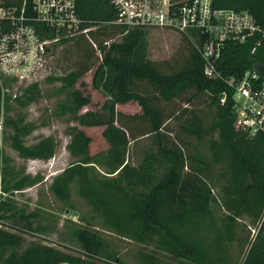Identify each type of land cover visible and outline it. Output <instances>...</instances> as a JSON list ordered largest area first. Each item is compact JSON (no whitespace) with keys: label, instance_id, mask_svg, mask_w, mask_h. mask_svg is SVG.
<instances>
[{"label":"trees","instance_id":"16d2710c","mask_svg":"<svg viewBox=\"0 0 264 264\" xmlns=\"http://www.w3.org/2000/svg\"><path fill=\"white\" fill-rule=\"evenodd\" d=\"M22 1L0 0V6L14 7ZM74 1L81 29H90L87 33L62 37L58 44L74 39L78 46H88L90 51L96 50L101 55L92 85L107 94L109 100L101 113L79 114L90 103V96H84L74 86L89 70V64L47 80H58L60 92L68 91V105L60 107L78 126L104 127L101 136L108 149L103 154L91 155L90 137L77 126H71L66 149L72 160L53 177L49 192L66 203L71 198V185L76 184L77 194L102 218L104 229L144 247L153 245L156 252L168 254L177 264H264V133L251 137L237 126L233 90L224 80L239 78L245 70L253 68L264 76V42L255 46L259 35L243 43L225 44L216 65L220 79H209L203 73L204 60L192 40L187 45L189 51L182 66L165 74L152 61L133 58L148 30L113 25L115 9L109 0ZM212 5L234 12L247 11L264 28V0H213ZM47 35V38L53 37V31H47ZM115 36L119 37L117 41L113 40ZM142 85L156 92L164 103L189 90L198 95L207 94L209 107L214 109L210 123L191 113L182 124L186 135L200 142L208 139L209 143L207 157L190 156L194 162L188 172L182 173L187 158L174 145L160 144L156 152L144 156L137 166L126 160L130 140L153 133L158 135L168 120L152 103L149 94L141 92ZM84 86L81 82L80 87ZM40 97L39 84L34 83L23 90L16 103L26 107ZM9 100L6 96L2 104L0 96V118L3 110L8 111ZM131 102H137L141 114L129 116L115 110L116 105ZM136 119H147L149 128L130 136L132 126L126 122ZM22 120L9 116L3 120V126L12 130L8 137L13 150L24 159L52 158L57 147L53 138H43L30 146L23 144ZM9 161L0 149L1 194L10 196L41 181L38 173L35 176L17 174ZM97 163L106 169L102 177L95 172ZM211 167H217L223 180L219 196L212 192L218 185L209 175ZM213 205L222 213L220 220ZM33 217L34 214L25 215L23 210H17L8 199L0 202V264H122L116 255L108 252L107 241L84 228L73 231L79 246L77 254L71 253L68 246L53 247L39 242L23 245L24 239L18 232L24 230L19 226L24 224L32 230L30 218ZM241 217L248 218L257 229L253 242L249 232L239 236L237 221ZM234 245L235 256L230 252ZM138 257L141 264H160L153 254L140 251Z\"/></svg>","mask_w":264,"mask_h":264},{"label":"rangeland","instance_id":"374dc122","mask_svg":"<svg viewBox=\"0 0 264 264\" xmlns=\"http://www.w3.org/2000/svg\"><path fill=\"white\" fill-rule=\"evenodd\" d=\"M181 36L172 30H148L145 32L143 42L135 50L133 58L139 61H152L163 73L169 74L182 66L189 51L188 46L191 44V40L186 37L183 39ZM118 39V36L113 38L114 41ZM84 40L88 42L86 37ZM50 48H52V52L47 60V70L38 83L41 97L33 104L21 107L16 103L17 98L22 97L23 91L19 90L15 92L18 95L17 98L8 101V111L3 110L2 112L3 120L6 116L13 120L23 119L22 124L25 128L22 129L24 135L21 139L24 145H34L37 141L47 137L53 138L57 145L54 155L48 160L21 158L10 146L8 135L12 133V130L10 127L3 126L1 154L3 153L9 158V163L17 174L20 172V174L35 176L38 173L41 176V181L33 187L14 192L10 196L0 193V202L3 199H8L17 210H23L25 215L34 214V217L30 218L32 230L27 229L24 224L19 226L24 230V232H18L24 239L23 245L39 242L53 247L68 246L72 249L71 253L77 254L76 249H79V246L73 238V231L77 228H84L95 232L107 241L108 252L116 255L122 264H141L138 257L140 251L155 255L160 264H177V261L168 254L161 251L156 252L153 245L144 247L104 229L102 218L94 214L90 206L77 194L76 184L71 185V198L66 203L56 199L49 192L48 188L53 177L67 168L72 160L66 149L71 126H77L90 137L89 152L91 155L103 154L108 149V144L101 136L104 127L78 126L69 113L62 111L60 105H68V91L60 92L61 83L58 80L49 82L48 77H60L71 70L84 66V64H89V70L74 86L75 89L82 91L84 96H90V103L81 108L79 114H84L86 111L101 113L104 104L109 100L107 94L92 85L94 71L102 60L96 50L92 52L88 46H78L74 39H69L65 43ZM92 49L94 48L92 47ZM81 82L85 83L84 87H80ZM141 92L149 94L152 103L162 110L163 116L168 120L158 135L153 133L130 140L126 160L131 165L137 166L142 162L144 156L156 152L160 144L174 145L181 149L187 158L186 168L182 170V173L188 172V168L190 169L194 162L190 156L201 154L204 158L207 157L209 143L208 139L200 142L194 137L186 135L182 130V124L191 113L202 117L206 124L210 123L214 109L209 107L207 94L198 95L194 90H189L170 103H164L159 100L156 92L151 91L147 86L142 85ZM115 110L129 116L142 113L137 102L116 105ZM126 123L132 126L130 136H137L143 128H149L147 119L130 120ZM95 172L99 177H102L106 169L97 163ZM208 172L218 185L213 188L212 192L219 196V186L223 180L219 178L217 167H211ZM212 209H214L217 219L220 220L222 218L220 209L216 205H213ZM237 225L240 237L245 236L247 232L252 234L255 229L246 217H241L237 221ZM230 252L234 256L237 255L236 245L230 248Z\"/></svg>","mask_w":264,"mask_h":264},{"label":"built area","instance_id":"2783aa9c","mask_svg":"<svg viewBox=\"0 0 264 264\" xmlns=\"http://www.w3.org/2000/svg\"><path fill=\"white\" fill-rule=\"evenodd\" d=\"M213 0H109L115 9L113 25L146 30H172L187 36L204 60L203 73L220 79L216 69L227 42L243 43L259 35L255 46L264 42V28L247 11L215 8ZM74 0H23L14 7L0 6V96L16 99L23 91L39 83L48 67L52 46L62 37L89 31L81 29ZM53 37H45L47 31ZM63 35V36H62ZM195 39L196 41H194ZM253 47L251 53H253ZM233 90L235 122L248 136L264 133V76L258 69H247L241 77L225 78ZM0 118V145L3 137ZM257 233L250 234L253 242Z\"/></svg>","mask_w":264,"mask_h":264}]
</instances>
